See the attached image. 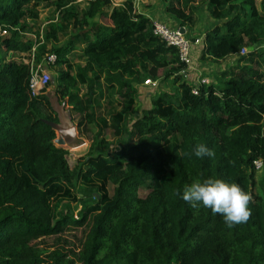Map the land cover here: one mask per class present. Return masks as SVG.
Returning a JSON list of instances; mask_svg holds the SVG:
<instances>
[{"label":"trees","instance_id":"1","mask_svg":"<svg viewBox=\"0 0 264 264\" xmlns=\"http://www.w3.org/2000/svg\"><path fill=\"white\" fill-rule=\"evenodd\" d=\"M203 4L221 21L205 29L201 58L250 49L217 82L195 93L183 77L139 110L138 84L175 81L184 63L133 0H0V264H264V0H167L165 10L186 27ZM78 49L81 63L70 60ZM47 51L55 59L39 63ZM45 63L90 140L73 166L44 121H59L48 94L29 85ZM103 82L119 98L108 116L95 109Z\"/></svg>","mask_w":264,"mask_h":264},{"label":"rangeland","instance_id":"2","mask_svg":"<svg viewBox=\"0 0 264 264\" xmlns=\"http://www.w3.org/2000/svg\"><path fill=\"white\" fill-rule=\"evenodd\" d=\"M141 2V1H140ZM139 2V3H140ZM196 2V1H194ZM167 3V0H154L153 3L151 4V10L155 11V9H157L155 12V14H153V16L157 17L158 19H160L161 21L165 22L167 24V22L165 21V16H170L172 17L169 20V24L173 23L174 20L176 21V23L179 24V21L177 19H175L174 16H172L171 14H169L166 10H165V4ZM141 4V3H140ZM145 4V3H143ZM198 11V18H196V21L194 22V24L191 26H189V24H186V29H187V34L190 36V38L194 41L195 43L192 42L191 44V48H190V55L192 58L191 61V66H189L188 69H185V67H187L186 65H184L179 73V77L175 78L176 80L174 81L170 75L163 77L161 79H159V83L157 85V87L152 88V86H146L143 83L138 84V89H139V94L137 96V100L134 102V107H136L137 109H142L144 107H148L150 105V95H152L153 93H157L163 90H172V87H175L182 79H186L187 81H196V77L198 75H207L211 78V81L213 82H217L218 79V75H219V70L225 68L230 67L231 65L235 64L236 58L239 55L242 54H234V56L232 57H223L221 59H217V58H213V57H208V58H201L200 57V52H201V48L203 46V38H204V32L205 29L212 26L215 22H219L221 21V19H217L214 17H211L208 15V11L206 6L203 4V6H201V8ZM197 11H194V13L196 14ZM194 14V16H195ZM46 15V14H45ZM44 15V16H45ZM41 19L42 25L46 26V24L44 23L46 21V17ZM152 16V15H151ZM197 17V14H196ZM43 33V38H44V31L43 28L41 30V32H37L34 35H31L30 37H32V39H34V41L38 40V37L40 34ZM70 33L68 31L66 32H62V35H58V39H53L52 42L54 44H63L67 41V38L69 37ZM200 39H202V41L200 42ZM41 39V38H40ZM60 42V43H59ZM198 42V43H197ZM40 43L37 44V47L39 46ZM57 44V45H58ZM80 46L82 45L81 43H79ZM256 48V47H254ZM244 53L247 52L250 48L249 46H244ZM52 51H47L44 54V57L42 60L39 61V63H41L42 61H46V55L48 53H50ZM243 53V54H244ZM27 58V55H24ZM44 66H47V64H42ZM51 71V70H50ZM54 72V71H53ZM53 72L51 71V74L53 75ZM184 77V78H183ZM85 85L80 84L78 90H80V92H82L84 90ZM48 91H46V94H48L49 98H50V102H54L58 104V106H61L62 102L61 101H65L63 99L58 98V95L55 93V81L51 79L50 84L48 85ZM77 90V91H78ZM85 91V90H84ZM81 95V94H80ZM110 99H106L109 98ZM118 96L116 94H114L109 87H107L106 85H104V82L101 85V92L95 91V109L97 114H104L105 116H108L109 113L116 109L118 107ZM78 100H76L77 102ZM76 102H74L73 104H75ZM67 103V102H66ZM67 110H69V112L66 113L67 116H70L69 120H73L75 121V127L77 129V132H75L73 139L70 142L67 143H63V146L66 147L68 149L66 157L68 160V163L70 166H73L74 164L77 163V161L82 158L84 155H86L87 153V149H88V145H89V141L85 134L84 131L81 129V127L78 126V116L81 115L80 114V110L78 108L75 107V105L73 106L71 103H67ZM81 105V104H80ZM70 114V115H69ZM56 133V132H55ZM106 133H107V137L109 139H112L113 141V145L114 142H116L113 139V133H112V129L110 128H106ZM56 135H58V133H56ZM58 144V143H57ZM62 145V144H60ZM264 171V162L262 161V165L256 169L255 172V179L256 181H258V179H260V175L263 173ZM108 188L111 189V185L108 184ZM260 191V188L256 186V188H253V191ZM70 201H73L75 203V200H73L72 198H68ZM76 204L73 205V208ZM78 206V205H77ZM75 207L74 208V214L77 212V208L79 207ZM84 232V226L78 227V228H73L70 230V239L71 241H74L75 243L78 242V238L81 236V234ZM49 240H52L51 238Z\"/></svg>","mask_w":264,"mask_h":264},{"label":"built area","instance_id":"3","mask_svg":"<svg viewBox=\"0 0 264 264\" xmlns=\"http://www.w3.org/2000/svg\"><path fill=\"white\" fill-rule=\"evenodd\" d=\"M152 21V31L155 35L159 36L162 38L167 44L174 45L177 49V55L179 61L184 63L187 67L185 69H188L189 66H191V55H190V48L192 42L195 43V40L193 41L190 36L186 32V27L185 25H171V24H166L165 22L161 21L157 17H151L150 18ZM180 26L184 28V31L180 30ZM38 43H33L30 48V54L29 58L31 61L34 58V51L36 50ZM244 49L243 47L240 49L238 54H243ZM20 54L24 57V60H28L24 56L26 53L25 52H20ZM27 55V54H26ZM47 61H52L55 59V53L50 52L46 55ZM193 85H192V91L197 92L198 88L200 85H206L211 81V78L207 75H198L195 79ZM51 82V71L48 69L46 66L42 64H37L35 66H32L31 68V76H30V88L33 94H39L41 92L48 91V85ZM143 84L149 85V86H156L158 85V79L156 78H151L147 77L143 80ZM262 165L261 160H255V166L259 168ZM40 264H55L52 262H42Z\"/></svg>","mask_w":264,"mask_h":264},{"label":"crops","instance_id":"4","mask_svg":"<svg viewBox=\"0 0 264 264\" xmlns=\"http://www.w3.org/2000/svg\"><path fill=\"white\" fill-rule=\"evenodd\" d=\"M112 1L114 3H119L122 0H112ZM133 1H134L135 7L137 8V11L138 12H141V13L149 16L150 18L151 17H155V16H153V14L157 13V12H155L157 9H155V11H152L151 10V7H152L151 4L153 3L154 0H133ZM143 3H145V4H143ZM171 18L172 17H170V16H165V21L168 23ZM171 25H180V24L176 23V21L174 20V22L171 23ZM186 31H187V29H186ZM199 40H200V42L202 41V39H200V38H199ZM77 41L80 42L79 40H77ZM82 45H83V43H82ZM79 50L80 49H78L77 52H73L70 55V60H73V62H75V63H81L82 60H83L82 57L80 58V51ZM192 82H194V81H192ZM61 102H62L61 106H58L57 102L54 103V102L51 101V104H52L53 108L57 111V114H58V117H59V121L63 125L62 128L63 129H66V131H64L65 137L67 136V138H71L69 141H67V142H70L73 139V136L75 134L71 130L75 127V124L76 123L73 120L72 121L69 120L70 119V116H67L66 115V113L69 112V110H67V108H68L67 106L68 105H67L66 101H61ZM69 132H71V133H69ZM75 132H77L76 127H75Z\"/></svg>","mask_w":264,"mask_h":264},{"label":"water","instance_id":"5","mask_svg":"<svg viewBox=\"0 0 264 264\" xmlns=\"http://www.w3.org/2000/svg\"><path fill=\"white\" fill-rule=\"evenodd\" d=\"M180 30L184 31V28L182 26H180ZM51 79L54 80L53 75L51 74ZM44 121H46L48 124H50L58 133L57 137H55L54 141L58 144H62L66 143L67 141H69L71 138H67V136L65 137L64 135V131H66V129H63V125L61 124L60 121H53V120H49V119H44ZM75 133V127L71 130ZM71 133V132H69ZM73 133V134H74Z\"/></svg>","mask_w":264,"mask_h":264},{"label":"clouds","instance_id":"6","mask_svg":"<svg viewBox=\"0 0 264 264\" xmlns=\"http://www.w3.org/2000/svg\"><path fill=\"white\" fill-rule=\"evenodd\" d=\"M121 2V1H120ZM114 3V2H113ZM115 4H118V3H115ZM158 83H159V81H158ZM55 132H56V130H55ZM57 133V132H56ZM56 137H57V135H56ZM55 139V138H54Z\"/></svg>","mask_w":264,"mask_h":264}]
</instances>
